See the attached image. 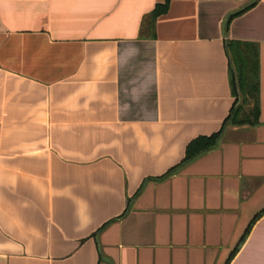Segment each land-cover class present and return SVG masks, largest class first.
<instances>
[{"label": "crops", "instance_id": "crops-1", "mask_svg": "<svg viewBox=\"0 0 264 264\" xmlns=\"http://www.w3.org/2000/svg\"><path fill=\"white\" fill-rule=\"evenodd\" d=\"M163 2L0 0V264H264V0Z\"/></svg>", "mask_w": 264, "mask_h": 264}, {"label": "trees", "instance_id": "trees-1", "mask_svg": "<svg viewBox=\"0 0 264 264\" xmlns=\"http://www.w3.org/2000/svg\"><path fill=\"white\" fill-rule=\"evenodd\" d=\"M171 0H164L163 4H159L155 11L154 17H159L168 11ZM251 3L243 10L236 12L227 19L225 30L228 32L231 22L252 9L259 0H247ZM227 52L232 59L234 65L233 71V85L234 90L241 94L240 104L234 105V114L230 120L233 124H246L251 122L248 120L237 121L235 117L240 111H244L245 114H254L255 121L251 123H257L259 108H258V93H259V63H258V50L256 46L230 43L227 46ZM253 112V113H252ZM237 118V117H236ZM227 123V122H226ZM221 137V132L211 136L209 138H201L194 141L187 150V156L184 163L192 161L197 156L209 152L218 146Z\"/></svg>", "mask_w": 264, "mask_h": 264}]
</instances>
